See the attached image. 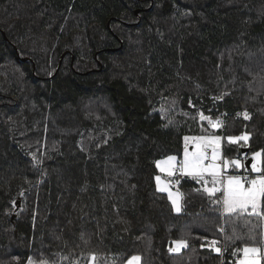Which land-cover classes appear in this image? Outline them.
Returning <instances> with one entry per match:
<instances>
[{
	"label": "trees",
	"instance_id": "16d2710c",
	"mask_svg": "<svg viewBox=\"0 0 264 264\" xmlns=\"http://www.w3.org/2000/svg\"><path fill=\"white\" fill-rule=\"evenodd\" d=\"M202 134L264 151V0H0V264H234L264 216L156 188Z\"/></svg>",
	"mask_w": 264,
	"mask_h": 264
},
{
	"label": "snow or ice",
	"instance_id": "6c2138e0",
	"mask_svg": "<svg viewBox=\"0 0 264 264\" xmlns=\"http://www.w3.org/2000/svg\"><path fill=\"white\" fill-rule=\"evenodd\" d=\"M244 118L249 119L247 112L244 113ZM201 119H205L202 115ZM219 127V124L214 125ZM249 135H243L241 137H229V141L236 143L243 140L245 143L249 140ZM189 138L185 137V152L182 161H178L176 156H168L164 160L156 161V168L160 170L161 173H165L167 176L171 177L175 175L177 171L181 175L191 176L198 182L203 180L205 184L204 191L209 194V196H214L218 192L223 193V212L225 214H232L236 212L248 213L249 215L264 216V151H257L252 154V164L251 172L255 173V178L249 179L248 176H227L226 179H222L223 171L220 166L215 163L218 158L219 149V138L208 139L205 142L197 144L194 151H188ZM212 148V161L213 163L206 164L205 161L208 159L206 148ZM247 159V157H245ZM230 166H235L236 168H244L245 166L238 160L224 163V169ZM247 171V169H245ZM206 176L211 177V181L205 179ZM157 191L161 193H167L168 200L171 202L173 209L179 213L181 212V199L182 193L178 190L173 192L171 190L172 185L168 181L161 179V176L157 175L155 177ZM179 183V181H177ZM211 183L213 187H207ZM215 185H220L216 187ZM216 203H221L217 200ZM251 209V212H249ZM176 247L170 248L169 251L179 252L182 247H187V243L184 240H179L174 242ZM218 242L213 240L210 242V246L213 247L214 251L221 253L222 250L219 247H215ZM242 258H239V250L234 252L233 255L238 256L237 264H261V260L258 256L261 255L260 249L255 247H244L242 249ZM96 257L93 256L92 260L95 261ZM140 260L139 256H132L128 264H138ZM31 264V261H30Z\"/></svg>",
	"mask_w": 264,
	"mask_h": 264
},
{
	"label": "rangeland",
	"instance_id": "374dc122",
	"mask_svg": "<svg viewBox=\"0 0 264 264\" xmlns=\"http://www.w3.org/2000/svg\"><path fill=\"white\" fill-rule=\"evenodd\" d=\"M205 117V116H204ZM205 122H207V123H210V121H211V123L213 122L212 121V119H210V117H205ZM213 124L214 125H216V124H219V123H216V122H213ZM219 138V149H218V158H217V160L215 161V163L217 164V165H219L220 166V169L223 171V176L221 177L222 179H226L227 178V176H236V175H238V176H241V177H244V176H248L247 174H238V173H235V174H232V173H230L229 172V169H230V167H228L227 169H224V163L227 161V162H231V161H234V160H238V159H232V160H228V159H224L223 160V158H222V155H221V142H222V140H221V137L220 136H218V135H216V134H207V135H204V134H202V135H194V136H188V138H189V142H188V151L189 152H192V151H194L195 150V148H196V146H197V144H199V143H202V142H205V141H207L208 139H215V138ZM207 150H209L210 151V153H209V155H208V152H207ZM205 151H206V153H207V157L209 158V159H207L206 161H205V163L206 164H210V163H213V161H212V159H211V157H212V148L211 147H208V148H206L205 149ZM184 152H185V145H184V149H183V151H182V154L180 155V156H176V155H169V156H176V158H177V160L178 161H182L183 160V158H184ZM254 152H257V151H253L251 154H250V158L252 157V154L254 153ZM168 156H166V157H164V158H162V159H160V160H164V159H166ZM238 161H240V160H238ZM240 163L243 165V163L240 161ZM251 164H252V159H251V163H250V175L248 176L249 177V179H252V178H255V173H252L251 172ZM235 170L236 171H243V168H236L235 167ZM158 174L157 175H159V176H161V179L162 180H164V181H168V182H170L171 183V185H172V188H171V190L173 191V192H176L177 190L179 191V187H178V184H177V178L179 177V176H183V175H181L180 174V172L179 171H177L176 173H175V175H173V176H171V177H169V176H167L165 173H161L160 172V170L158 169ZM205 179L206 180H211V178L209 177V176H206L205 177ZM155 183H156V180H155ZM216 187H220V185H216ZM156 188H157V186H156ZM180 192V191H179ZM220 194H221V201H222V199H223V193L222 192H219ZM167 194V193H166ZM175 211V210H174ZM222 211H223V204H222ZM176 212V211H175ZM261 231H262V234H263V236L261 235V233L259 234L256 230H254V232H252V234H251V236H250V238L253 240V242L251 243V245L250 244H247V245H244L243 247H242V249L244 248V247H255V248H258V249H260V252H264V218L262 219V221H261ZM258 225H259V223H255V226L254 227H258ZM176 247V245H175V243L173 244V247L172 248H175ZM242 249H241V254H240V256H239V258H242V255H243V253H242ZM93 257V256H92ZM92 257H90V260H89V263L88 264H100L96 259H95V261H93L92 260ZM132 257V256H131ZM130 257V258H131ZM130 258H128V260H126V262H125V264H128V261H129V259ZM238 259V258H237ZM237 259L235 260V262H234V264H237ZM258 259H260V256H258Z\"/></svg>",
	"mask_w": 264,
	"mask_h": 264
},
{
	"label": "water",
	"instance_id": "95a60500",
	"mask_svg": "<svg viewBox=\"0 0 264 264\" xmlns=\"http://www.w3.org/2000/svg\"><path fill=\"white\" fill-rule=\"evenodd\" d=\"M136 13H138V10H136ZM60 62H61V60H60ZM59 62V63H60ZM60 65V64H59ZM58 68H59V66H58ZM58 68L56 69V71H55V73L58 71ZM242 152H245V149H242ZM250 163H251V158L249 157L246 161H245V165L248 167L249 165H250ZM18 204V203H17Z\"/></svg>",
	"mask_w": 264,
	"mask_h": 264
},
{
	"label": "built area",
	"instance_id": "2783aa9c",
	"mask_svg": "<svg viewBox=\"0 0 264 264\" xmlns=\"http://www.w3.org/2000/svg\"><path fill=\"white\" fill-rule=\"evenodd\" d=\"M207 152H208V155H209L210 151L207 150ZM208 159H209V158H208ZM240 161L244 163V162H245V158H244V157H240Z\"/></svg>",
	"mask_w": 264,
	"mask_h": 264
},
{
	"label": "crops",
	"instance_id": "0c3cea01",
	"mask_svg": "<svg viewBox=\"0 0 264 264\" xmlns=\"http://www.w3.org/2000/svg\"><path fill=\"white\" fill-rule=\"evenodd\" d=\"M219 159V158H218ZM210 177V176H209ZM211 178V177H210ZM251 211V209H249Z\"/></svg>",
	"mask_w": 264,
	"mask_h": 264
}]
</instances>
